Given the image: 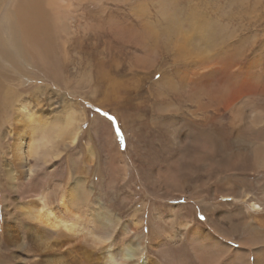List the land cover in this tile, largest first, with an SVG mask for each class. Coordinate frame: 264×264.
Instances as JSON below:
<instances>
[{
	"label": "bare ground",
	"instance_id": "bare-ground-1",
	"mask_svg": "<svg viewBox=\"0 0 264 264\" xmlns=\"http://www.w3.org/2000/svg\"><path fill=\"white\" fill-rule=\"evenodd\" d=\"M138 1L0 0V117L21 105L10 129L15 138L13 165L19 171V184L13 187L22 200L31 198L22 209L30 221L23 229L33 261L99 264L100 260L97 248L85 244L95 232L85 227L89 219L84 220V229L71 222L82 218L74 210L76 201L65 196L52 207L51 200L32 187L33 146L23 149L38 128L32 122L21 125L30 116V97L24 95L35 94L32 109L43 104L38 90L49 92V85L41 86L44 81L58 99L65 92L69 97L90 92L100 104L118 98L123 85L130 84L135 92L144 90L136 111L137 120H149L147 141L143 145L142 130L137 129L133 147L138 159L145 153L151 158L152 187L166 189L170 182L179 195L198 205L231 202L229 234L224 236L217 224L225 216L216 217L214 223L207 214L210 231L193 230L202 239L204 254L196 258L188 248L190 263L220 264L229 252L233 255L225 264H264V0ZM121 3L133 17L121 19ZM76 54H81L77 61ZM61 107L67 111L69 105ZM143 109L149 117L140 113ZM68 130L67 122L60 136L64 145L77 139L78 132ZM11 228L4 227V240L19 249L26 247L23 231L17 228L16 236ZM111 233L106 247V243L100 246L107 239L94 237L103 251L102 263L152 264L147 248L131 244L118 248ZM228 241L238 249L228 247ZM244 247H254L252 262L241 250ZM170 264L186 263L174 258Z\"/></svg>",
	"mask_w": 264,
	"mask_h": 264
},
{
	"label": "rangeland",
	"instance_id": "rangeland-1",
	"mask_svg": "<svg viewBox=\"0 0 264 264\" xmlns=\"http://www.w3.org/2000/svg\"><path fill=\"white\" fill-rule=\"evenodd\" d=\"M136 1L139 3L138 0ZM119 9L121 19L122 17H133L126 5L121 3ZM80 55L76 54L73 58L77 61ZM84 61L86 62L85 57ZM126 71H128V66ZM71 73H74V76L77 75L74 67H72ZM61 78L57 80L61 82ZM46 85H49V92L41 93L38 90V94L40 93L43 99V104L38 107L31 108V105L34 104L32 100L34 93L29 91L24 95L30 97V116L26 117L27 122L20 123L27 126L29 122H32V127L38 128V130H34L35 137L30 139V144L28 143L30 140H28L23 149L26 152L28 151L27 144L33 146L31 150L33 152L29 158L33 171L32 187L39 188V193L51 200L52 207L57 206L65 196L76 201L74 207L77 209L74 210L78 211L76 213L82 218L81 221L73 220L71 222H73L74 228L84 229L83 222L89 219V222L85 221V227L87 230L90 229L88 231L94 229L95 232L94 235L89 234V237L85 238V244L88 249L97 248L95 256L100 258L99 264H105V262L102 263L103 251L100 247H104L105 243V247L110 244L111 232L116 237L118 248L126 244L137 248L139 246L147 248V257L151 258L152 264H170L174 258L191 264V252L188 248L193 250L196 258L203 256L205 247L202 245L203 242L198 232L200 229L210 231L206 223L207 214L212 222L216 221V217L225 216V219L217 224L220 229H223V235L226 233L224 236L229 234V219L227 217L231 202L215 200L204 201L198 205L194 200L179 195L170 182L166 187L167 190L162 188L155 190L156 188L152 187L151 183L154 179L148 172L151 158L145 153L142 154L144 156L142 160L138 159L134 154L133 147V134L137 129L142 130L143 145L147 141L145 135L149 120H137L138 113L136 111V104L144 98V90L135 92L130 88V84L127 87L123 85L118 98L105 100L103 104H100L98 102L100 100L97 101L98 98L95 99L96 96L94 97L90 92L83 96L79 95L80 93H74L73 95L77 96L72 95V97H69V93L65 92V96L58 99L51 95V85L42 81V88ZM143 88L146 89L147 85ZM54 89H60V87ZM44 104L45 106L42 108ZM65 104L69 105L67 111L61 107ZM14 107V111L10 109L3 117H0V264H35L32 253L29 251L30 242L23 229L30 221L24 214L22 206L30 203L31 198L22 200L20 194L14 192L13 187L19 184V171L13 165L15 138L14 132L12 133L10 129L14 121L18 120L16 116L19 115L18 110L21 105L15 104ZM14 113L16 114L14 115ZM140 113L149 117L148 112H145L144 109ZM67 122L68 132L78 133L75 142L69 143L68 141L69 144L64 145L60 136L64 134L63 130L66 128ZM46 138L50 139V143ZM45 142H48V145ZM41 146L43 149H40ZM46 152H50L52 155L44 161ZM250 178L252 180V177ZM170 194L174 196L170 197ZM26 201L27 203H25ZM178 205L179 208H177ZM201 207L204 210H201ZM216 208L218 210H215ZM7 224L10 228H15H11V230L16 236L18 235L17 228L23 231L24 237L21 241H24L23 244L26 247L19 249L16 244L4 240V227ZM91 225L93 226L91 227ZM94 225L96 226L94 227ZM129 225L136 228L137 232L130 231ZM96 227L102 229L95 230ZM193 230H198V232L195 233ZM103 231L108 237L103 234ZM194 233L199 236L191 239L192 236H195ZM72 235L73 240L78 238V232ZM101 235L108 241H102L99 247L94 243V237L101 241ZM80 240L82 241V238ZM73 243V241L70 242L71 245ZM222 244L224 243L222 242ZM226 244L232 249H238L236 243L228 241ZM241 250L247 253V259L249 257L251 262L254 260V247L253 249L244 247ZM232 255V253H226L220 264L228 262ZM142 256L144 255L141 254L139 257ZM134 262H138V260L136 259Z\"/></svg>",
	"mask_w": 264,
	"mask_h": 264
}]
</instances>
